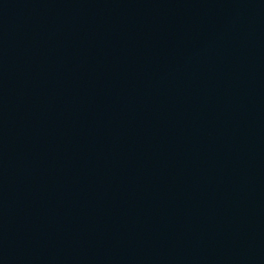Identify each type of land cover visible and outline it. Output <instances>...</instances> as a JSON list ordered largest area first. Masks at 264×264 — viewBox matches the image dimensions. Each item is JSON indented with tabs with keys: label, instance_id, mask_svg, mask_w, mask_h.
<instances>
[{
	"label": "water",
	"instance_id": "95a60500",
	"mask_svg": "<svg viewBox=\"0 0 264 264\" xmlns=\"http://www.w3.org/2000/svg\"><path fill=\"white\" fill-rule=\"evenodd\" d=\"M0 264H264V0H0Z\"/></svg>",
	"mask_w": 264,
	"mask_h": 264
}]
</instances>
